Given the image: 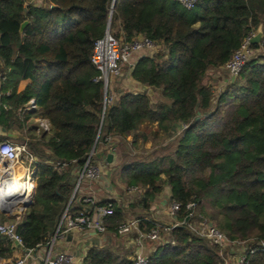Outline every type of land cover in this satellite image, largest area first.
Instances as JSON below:
<instances>
[{"label": "trees", "instance_id": "obj_1", "mask_svg": "<svg viewBox=\"0 0 264 264\" xmlns=\"http://www.w3.org/2000/svg\"><path fill=\"white\" fill-rule=\"evenodd\" d=\"M37 2L35 7L26 0H0V126L6 131L20 128L29 115L50 125L40 141L16 139L39 160L33 205L17 225L24 249L37 253L54 236L78 170L96 141L95 150L104 148L105 137L112 139L116 156L110 191L137 187L142 194L129 204L113 203L114 214L103 220L112 242L86 254L79 250L76 264H133L120 256L116 230L128 214L137 217L136 209L148 215L166 189L170 200L182 206L179 222L187 215L185 206L196 203L195 218L209 219L230 240L264 241V0H198L192 10L175 0H116L110 33L120 37V29L124 41L142 36L164 50L143 52L131 75L156 97L147 91L118 94L105 112L103 87L93 81L98 72L90 57L95 41L105 34L113 0ZM261 22V44L249 47L255 57L222 92L213 93L207 73L224 69ZM26 80L25 90L16 94ZM32 99L36 110L24 115ZM197 113L205 118L196 121ZM176 124V136L168 137ZM147 142L150 149L144 148ZM73 160L76 165L62 173L49 164ZM114 177L121 185L114 184ZM83 206L76 201L73 210ZM139 218L144 217L134 219ZM138 229L149 233L154 226L142 221ZM148 243L154 245L146 254L148 264L221 261L218 247L187 226L173 229L166 242ZM14 251L12 242L0 236V264ZM250 263L264 264V253Z\"/></svg>", "mask_w": 264, "mask_h": 264}, {"label": "built area", "instance_id": "obj_2", "mask_svg": "<svg viewBox=\"0 0 264 264\" xmlns=\"http://www.w3.org/2000/svg\"><path fill=\"white\" fill-rule=\"evenodd\" d=\"M186 10H192L197 4L198 0H175ZM122 31L119 29V36L115 37L110 32H105L104 36L95 41L90 57V62L98 72V75L93 79L95 83H100L103 87V111L112 105L116 99V94L111 92V78L115 79L121 72L132 71L136 67L140 56L138 53L146 52L148 54H155L158 47L156 43L148 38L139 36L127 42L122 38ZM251 34L245 39L241 47L235 51L229 61L225 64L224 69L227 70L230 80L237 78L243 69L245 63L254 58L255 54L248 50L247 55L242 54V49L248 45ZM218 94V93H217ZM1 95V94H0ZM9 95V94H8ZM36 109L35 101L30 100L23 110L32 111ZM44 129L48 130V125H44ZM104 150L107 154L114 155V147L112 146V139L105 137ZM94 154H89L85 165L78 170L76 174V188L74 194L67 204L61 219L58 222L54 236L44 246L39 247L38 252L34 254H25L23 258H18L11 264H28V261L35 260L37 264H76L77 257L74 253L66 250H60L55 253V248L60 241L65 240L69 236H80L84 233L90 234L94 231L98 236L112 237L103 225L104 218L114 214V204H120L121 199L116 198L111 200L106 206H99L95 203L92 196H77L81 188L86 183H93L99 181L103 176L99 168L90 164ZM116 156L114 155V158ZM39 160L34 153L28 148L27 144H18L10 140H0V213L3 217L10 218L12 213H16L13 222L0 221V236L9 239L16 250L18 246L23 247L22 239L17 234V225L21 215L26 211V207L32 206L35 197V173L37 171V164ZM58 173L67 171L70 167L76 165V161L69 162H50L49 163ZM20 169V172L16 170ZM19 177V178H18ZM9 183V188H16V184L22 185L30 182L33 188L29 193L3 192ZM125 192L128 194V202L132 203L136 198H139L140 189L137 187H127ZM19 194L18 197L26 199L23 208H15L10 206L12 200ZM29 194V196H28ZM79 201L83 206L80 211H74L73 203ZM10 206V207H9ZM182 206L179 203L170 200L168 207V216L173 220L170 225H161L157 222L147 219H131L124 224L118 226L116 235L124 237L128 236L134 231L137 232V237L132 243L138 242H157L160 241V233H170L178 226H187V229L195 236L208 240L211 244L219 249V257L221 259L219 264H251V258L258 254L264 253V241L258 239L247 240H230L224 233L220 232L211 222L204 219L197 220L195 218L196 203H188L185 206L187 215L182 222L177 220V216L181 211ZM189 218L186 223L185 219ZM145 221L154 226V229L149 233H141L138 229L140 222ZM173 244V243H172ZM24 248V247H23ZM21 251V250H20ZM34 251V250H29ZM133 264H148V256L142 252L137 253L133 260ZM6 264V263H5ZM117 264H123L117 263Z\"/></svg>", "mask_w": 264, "mask_h": 264}, {"label": "crops", "instance_id": "obj_3", "mask_svg": "<svg viewBox=\"0 0 264 264\" xmlns=\"http://www.w3.org/2000/svg\"><path fill=\"white\" fill-rule=\"evenodd\" d=\"M163 50H164V47L162 45H158V47L155 50V54L158 53V52H162ZM142 53L141 52L138 53L137 56L142 55ZM1 76H3V71L1 70V64H0V77ZM114 81H115V79H113V81H112L111 92L116 94L114 92V87H115ZM230 82H231V80H230L229 73L225 69H219V70L213 69V70H211V71H209L207 73V85L212 88V92L215 93V94H217L219 92H222L224 87H225V84L230 83ZM131 83L136 84L137 87H138V90H136V89L133 90L132 89L129 92L124 91V89H126L127 86L129 84H131ZM28 84H29V80L21 81L19 83L18 87H17L16 94H19L22 91H24ZM121 89H122V94H127V95L128 94L137 95V94H141L142 92H144V87H141L136 81H134L132 79V77L130 79H126V80L122 81ZM9 92H11V91H9ZM153 97L155 98L156 96L154 95ZM0 100H1V95H0ZM0 106H1V101H0ZM23 111L26 112L24 114V115H26L27 113H31L34 110H32V111L23 110ZM24 115H23V112L19 111L18 116L20 117V119H22L24 117ZM36 123H38L40 125L42 130H40L39 128H36V126L34 125ZM44 125H48V130L44 129ZM1 128H3V127H1ZM49 130H50V125H49V123H48V121L46 119H39L38 117H35L34 115H32V116L29 115V118L26 120L25 123H23L21 125L20 128L13 127V130H11V131H6L5 130V132L7 134L12 135V137L11 138H4V139L10 140V141L15 142V143H18L16 141V139L24 136L26 138V140H28V139L32 140V138L33 139L35 138V140L40 141L41 140V136L43 134H45V133H48ZM4 139L1 138L0 140H4ZM127 140L131 141V137H128ZM150 147H151V142L145 143L144 148L150 149ZM45 151L47 152V150H45ZM101 152H103L104 154L108 153V152H105L104 148L99 146L95 150L94 157L96 158L95 155L99 154ZM115 158H114V161H115ZM100 161H103V160H100ZM106 166L108 167V165H106ZM108 168L107 169L103 168V169H101V171L104 172V170H105V172H107ZM105 174L106 173H104V175ZM105 184L107 185V183H105L104 181H101V180L93 182V183H90V184L86 183V184H84L82 186L81 191H80L79 194H77V196H81V197H83V196H92L94 201H95V203H99L101 201H111V200L116 199V198L121 199L118 196V193H119L118 191H116V190L110 191L111 189H109L108 185L106 186ZM106 187H107V189H106ZM15 202L16 201H14L13 203H15ZM169 204H170V191L166 189L151 204V207H150V210L148 212V215H146L145 212L142 213L141 210L136 209L137 217H144V218H147V219H151V220H153L155 222H159L161 225H169L171 223V221H172V219L168 216ZM141 214H143V215L140 216ZM5 219L8 220L7 217ZM131 219H133V218H128V220H131ZM136 235H137V232L134 231L131 234V236L129 235V236L121 237V241H122V238H123L124 241H122V247L120 249V256H122V257H124V258H126L128 260H131V259L134 258V256L137 253L142 252L144 254H149L153 250V247H152L153 245L152 246L151 245L148 246L147 245L148 242H141V243L135 242V243H132V241L134 239H136L135 238V237H137ZM95 239H99V240L106 239V242L108 240H111V242H112V240H113L112 238H109L107 236L102 237V236H98L97 235L95 237H91L89 234H86V233H84V234H82L80 236H77V235L75 236L74 235V236H72V238L67 237V238H65V240L60 241L58 243V245L56 246V248H55V253L59 252L60 250L68 251L69 249H71L73 247V244H75L74 242H76L77 244H81V246H83V245H85L86 242L91 243ZM168 239H169V234L168 233H165V232H161L160 233V241L166 242V241H168ZM111 242H107V243L109 244ZM149 244H151V243H149ZM97 247H99V246H97ZM76 251H73L74 254L76 253ZM19 257H20V250H16V251H14L12 253V257L9 258L5 263L6 264H11L15 260H17ZM28 264H37V262L35 260H31V261H28Z\"/></svg>", "mask_w": 264, "mask_h": 264}, {"label": "water", "instance_id": "obj_4", "mask_svg": "<svg viewBox=\"0 0 264 264\" xmlns=\"http://www.w3.org/2000/svg\"><path fill=\"white\" fill-rule=\"evenodd\" d=\"M115 1L116 0H113L112 2V5H111V9H110V14H109V19H108V23H107V27H106V31L105 32H109L110 31V22H111V16H112V12H113V7H114V4H115ZM26 2L28 3H31L33 4L35 7H37L39 5V3L36 1V0H26ZM28 22H23L20 26V33L23 32L24 28L27 26ZM263 39V23L261 22L258 27L256 28V31L255 33H253L252 37L249 39V42H248V45L245 46L243 49H242V54L243 55H247L248 54V50H249V47L250 46H253V45H260L261 44V41ZM132 71H129V72H126V71H123L121 72L116 78H115V81H114V84H115V87H114V92L118 95V94H122V89H121V83L123 80H126V79H130L131 78V75H132ZM144 91H147V95L149 97H153L154 94L152 92L151 89L147 88V87H144ZM198 109V105L196 106V110ZM196 121H200V113H197V116H196ZM102 122H103V119L101 121V125H102ZM179 125H174L171 129V132L170 134L168 135V137H175L176 136V129L178 128ZM184 125H181L180 128L181 129H184ZM12 135L10 134H7L5 132V130L3 128L0 127V138H11ZM96 144H97V141L91 151V155L94 154L95 152V148H96ZM97 159L99 160H103L106 165L108 166H111L114 162V155L112 154H104L103 152L99 153V154H96L95 155ZM113 169L109 167L108 171L106 172V174L102 177V180L107 183L109 189H111V187L109 186V181H110V178H111V173H112ZM19 178V177H18ZM75 192V191H74ZM73 192V194H74ZM31 206H27L26 207V210H28ZM16 213H12L11 216H15ZM189 221V218L187 217L185 219V222L187 223ZM91 237H95L97 236V232L94 231L93 233H90L89 234ZM69 238H72V236H69ZM106 242V239H103V240H99V239H95L93 240L91 243L89 242H86L85 243V246L88 247L90 245H96V246H99L101 247L104 243ZM107 242H111V240H108ZM17 248H19L23 253L25 254H34L35 251H29V250H26L24 249L23 247L21 246H18L16 244ZM76 257H78L79 255V251H76L75 253Z\"/></svg>", "mask_w": 264, "mask_h": 264}, {"label": "rangeland", "instance_id": "obj_5", "mask_svg": "<svg viewBox=\"0 0 264 264\" xmlns=\"http://www.w3.org/2000/svg\"><path fill=\"white\" fill-rule=\"evenodd\" d=\"M110 32V31H109ZM112 81H113V78H111V84H110V87H112ZM134 90V89H136V90H138V87H137V85L136 84H134V83H131V84H129L128 86H127V88L126 89H124V91H126V92H129V91H131V90ZM214 101H216V100H214V98H213V104H214ZM155 102V101H154ZM205 117H201L200 116V120H202V119H204ZM39 119H41V118H39ZM35 126H36V128H39L40 130H42V128L40 127V125L38 124V123H36V124H34ZM15 143V142H14ZM90 164L92 165V166H94V167H97V168H99L100 170L101 169H103V168H108V167H110V166H106V164L103 162V161H100L99 159H97V158H95V157H93L92 159H91V162H90ZM109 169V168H108ZM104 173H106L105 172V170H104ZM112 181L114 182V184H120V180L119 179H117L116 177H114L113 179H112ZM121 185V184H120ZM122 187V191H119L118 190V196L121 198V200L124 202V205H125V203L126 202H128V194L125 192V190H126V186H121ZM75 188H76V183H75V186H74V191H75ZM139 195H141L142 194V191L141 192H139L138 193ZM138 198H136V199H133L134 201H136ZM11 204V203H10ZM23 208V207H22ZM127 218H137L136 216H133V214L131 215V214H128L127 215ZM4 217L2 216V214L0 213V221H4ZM205 220L206 221H209V219H207V218H205ZM5 221H7V222H12L13 221V218L12 217H10V218H8V220L7 219H5ZM158 224H160L159 222H157ZM173 223V220L171 221V223L170 224H172ZM169 224V225H170ZM132 234V233H131ZM131 234H130V236H131ZM129 236V235H128ZM122 241H124L123 240V238H122ZM75 244H73V247L71 248V249H69L68 250V252H72V253H74L73 251H79V250H81V251H83V253H87L88 251H89V249L91 248H94V247H96L95 245H90V246H88V247H86L85 245H83V246H81V244H77L76 242H74ZM107 243V242H106ZM148 246H150V244L148 243L147 244ZM153 245V244H152ZM151 245V246H152ZM154 246V245H153ZM79 247H80V249H79ZM55 251V250H54ZM24 257V253L22 252V251H20V258H23ZM131 260H133V259H131ZM122 261H118L117 263H121Z\"/></svg>", "mask_w": 264, "mask_h": 264}, {"label": "bare ground", "instance_id": "obj_6", "mask_svg": "<svg viewBox=\"0 0 264 264\" xmlns=\"http://www.w3.org/2000/svg\"><path fill=\"white\" fill-rule=\"evenodd\" d=\"M16 171L20 172L21 170L18 169ZM5 183L8 185V187L5 188L3 190V192H7V193H9V192H13L14 194H16V193H29L31 191V189L33 188V185L30 182H28V184H25V185H22V183L16 184L15 189L9 188L8 182H5ZM18 196H19V194L14 198V200H12V203L10 204V206L14 207V209L16 207L22 209L24 201H25V199H23L22 197H18ZM28 196H29V194H28ZM14 201H16V202L13 203Z\"/></svg>", "mask_w": 264, "mask_h": 264}]
</instances>
